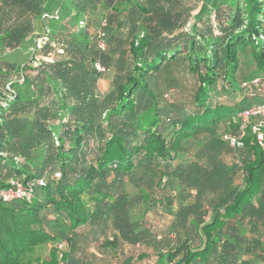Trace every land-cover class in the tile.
I'll return each mask as SVG.
<instances>
[{
    "label": "trees",
    "instance_id": "16d2710c",
    "mask_svg": "<svg viewBox=\"0 0 264 264\" xmlns=\"http://www.w3.org/2000/svg\"><path fill=\"white\" fill-rule=\"evenodd\" d=\"M38 37L36 64L2 58ZM254 79L264 0H0V191L31 188L0 197V264L54 242L87 264L110 231L136 248L120 264H264V148L238 116L264 104Z\"/></svg>",
    "mask_w": 264,
    "mask_h": 264
},
{
    "label": "rangeland",
    "instance_id": "374dc122",
    "mask_svg": "<svg viewBox=\"0 0 264 264\" xmlns=\"http://www.w3.org/2000/svg\"><path fill=\"white\" fill-rule=\"evenodd\" d=\"M59 2L60 0H56V4ZM42 41L43 38L41 37L27 40L20 49L5 51L2 58L7 61H17L20 64L34 65L41 57ZM111 81L112 73L108 72L100 81V89L103 92L111 90ZM52 128L56 134L59 133V125L53 124ZM172 221L173 217L163 213L161 209H152L146 214L144 223L150 229L153 237L160 236L165 239L170 233ZM108 234V237L100 236L99 240L90 242L84 247V257L87 264H120L126 256L135 253L136 248L119 243L117 236L113 235L111 231ZM57 244L54 242L37 245L28 256L30 264H62L63 254L67 252V249L60 250ZM163 246L165 247V243ZM145 249L150 250L149 247ZM144 263L146 264V262Z\"/></svg>",
    "mask_w": 264,
    "mask_h": 264
},
{
    "label": "built area",
    "instance_id": "2783aa9c",
    "mask_svg": "<svg viewBox=\"0 0 264 264\" xmlns=\"http://www.w3.org/2000/svg\"><path fill=\"white\" fill-rule=\"evenodd\" d=\"M99 34L100 36H103L102 31H99ZM100 47L102 48V50H104L105 44L103 42H100ZM96 66L100 72H106L105 68L101 67L99 64H97ZM252 86L261 88L264 87L260 79H254L250 82L246 81L243 83V87L246 89ZM238 116L241 120V129L243 131L242 136L245 135V127L248 125V123L251 120L255 119L252 124L251 131L255 137L256 143L264 148V104L254 105L249 109H246L239 113ZM231 144L233 146L236 144L240 145V143L235 138L231 139ZM0 197L5 201H11L13 199L30 200L31 188L25 186L23 183L16 179H12L9 182L8 188L0 191ZM57 245L60 250H66L67 248L65 243H58Z\"/></svg>",
    "mask_w": 264,
    "mask_h": 264
}]
</instances>
